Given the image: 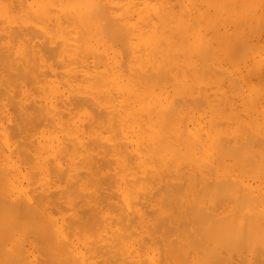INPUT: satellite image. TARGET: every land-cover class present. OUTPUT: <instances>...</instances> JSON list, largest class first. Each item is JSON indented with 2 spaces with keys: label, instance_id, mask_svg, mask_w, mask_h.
<instances>
[{
  "label": "bare ground",
  "instance_id": "6f19581e",
  "mask_svg": "<svg viewBox=\"0 0 264 264\" xmlns=\"http://www.w3.org/2000/svg\"><path fill=\"white\" fill-rule=\"evenodd\" d=\"M0 264H264V0H0Z\"/></svg>",
  "mask_w": 264,
  "mask_h": 264
}]
</instances>
